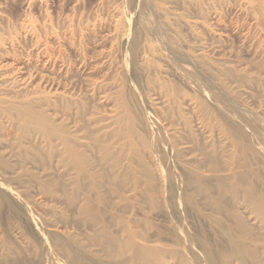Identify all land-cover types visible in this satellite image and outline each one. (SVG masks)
<instances>
[{
  "label": "bare ground",
  "instance_id": "bare-ground-1",
  "mask_svg": "<svg viewBox=\"0 0 264 264\" xmlns=\"http://www.w3.org/2000/svg\"><path fill=\"white\" fill-rule=\"evenodd\" d=\"M134 1L154 4L153 0ZM163 1L157 0L159 8ZM188 1L215 9L220 0ZM244 1L253 23L264 27V0ZM135 9L127 34L120 39L124 74L133 73L132 58H139L134 50L144 39L145 54L155 52L153 35L159 36L176 67L172 76L158 67L149 70L145 64L141 68L147 73L146 86L158 91L154 99L165 103L151 109L148 119L138 121L122 90L110 98V114L96 119V109L88 98L98 88L94 83L93 87L85 84L81 97L59 88L55 96L38 91L0 93V123L13 128L16 137L6 140L0 136V193L4 195L0 194V200L15 198L28 205L27 211L16 209L7 214L17 226L13 231L24 239L20 241L18 236L13 242L0 234V264H44L46 259L49 264H247L248 258L254 264L264 262L263 135L248 130L251 134L246 139L247 131L236 116L218 118L208 101L200 98L185 109L199 125L201 141L192 145L176 142L189 122L182 106L184 71L189 70L197 86L204 81L208 93L230 102L236 93L233 86L240 88L238 81L248 88H264V66L253 72L250 66L228 65L215 57L211 61L201 50L181 54L178 46L168 42L175 38L172 23L178 24L168 10L162 9L160 20L151 8L154 16L137 29L140 9ZM215 62L214 70L208 72ZM249 118L264 132V114L259 116L248 108ZM212 136L220 139L218 147ZM30 180L37 187L29 194ZM128 192L143 196L149 206L166 204L171 217L165 223L167 240L148 238L142 228L145 219L138 213L129 216L114 209ZM109 195L116 200L109 201ZM10 206L12 209L13 204ZM66 206L75 209L74 217L63 215ZM21 218L31 225L18 226ZM198 236L202 243H194Z\"/></svg>",
  "mask_w": 264,
  "mask_h": 264
},
{
  "label": "rangeland",
  "instance_id": "rangeland-1",
  "mask_svg": "<svg viewBox=\"0 0 264 264\" xmlns=\"http://www.w3.org/2000/svg\"><path fill=\"white\" fill-rule=\"evenodd\" d=\"M170 1L164 0L161 8H159L157 0H153V6L148 2V4H137L134 0H0V93L15 95L38 91L39 93H49L51 96H55L57 94L55 90L58 91L59 88V91L64 89L66 93L76 92L75 94L81 97L84 96L85 84L89 83L90 87H93L94 83V85L97 84L98 91H92L94 93L88 98L90 99L89 103L93 104L96 109V119L105 118L110 114L112 109L110 98L118 95L121 90L124 93L125 101H128L129 108L138 121L142 122L148 119V113L151 114L152 112L151 109L153 110L161 105L165 106V103H157L154 99L158 91L146 86L147 73L141 68L145 64L144 68L149 70L158 67L161 72H166L167 76H172L175 75L176 67L169 54L160 45L159 36L153 35L151 37L155 39V52L145 54L143 45L147 46V44H144V39V43L140 44L138 50H134L135 58L139 57L137 60L132 58V63L137 66H135L134 71L132 70L134 74L132 72L131 74H124L125 58L122 56L124 54L122 50L124 49L120 39L127 34L126 31L131 25L130 20L131 16L134 15L135 7V10L140 9L138 10L137 29L142 26V23L154 16L152 13L153 8L155 15L160 20L163 16L162 9L169 11V17L174 18L178 24L174 25L172 23L171 28L175 32V38L168 42L173 47L178 46L181 54L201 50L205 55L210 56L211 61H215L212 58L215 57L226 61L228 65L246 67L247 69L250 66L253 72H256L260 65L264 66V27L256 26L253 23L250 15L252 12L244 0H220L215 9L210 5L202 7L200 4H194L188 0ZM155 5L158 6L155 7ZM124 16L128 19V22ZM60 20L64 21L65 24L68 22V24L65 25ZM262 22L264 25V21ZM149 26L151 27V25ZM147 31L151 32L149 29ZM141 37L143 38V36ZM107 39L112 40L108 41ZM102 45L106 48L104 49ZM139 52L143 57L139 56ZM141 52H144L145 55ZM105 53L108 54L107 60L105 58L107 54ZM93 61L94 64H92ZM95 63L98 66H95ZM216 63L218 62L210 63L208 72L214 70L212 65ZM116 64L117 66H115ZM87 68L88 71H86ZM184 73L185 76L180 79L183 80L182 87L186 93L183 96L182 106L189 122L183 125L176 142H186L185 144L192 145L195 141H201V129L190 118V113L185 109L188 106L193 107L194 99L198 100L200 98L208 101L210 109L214 111L218 118H229V115L236 116L241 121L242 127L247 131L245 134L247 135L246 139H248V134H251L248 130L255 133L259 132L264 138V132L250 118L248 119V108L255 111L259 116L264 114L263 86L248 88V84L238 81L240 88L236 89V84L233 86L236 93L235 96H230L229 102L226 99L224 100L222 96L221 100L210 94V92L208 93V87L204 81L199 82L201 85L197 86L189 70L184 71ZM114 75L117 76L113 77ZM137 78H140L139 81ZM123 80L125 81L123 82ZM117 101L120 103L121 99ZM0 136L6 140H16L15 130L3 123L0 126ZM212 142L216 147L221 144L220 139L213 136ZM260 145L264 148V141H260ZM188 151L189 149H186L187 153ZM166 169H169V166ZM34 183L36 185L33 184L32 180L27 182L30 188L29 194L37 187V183L35 181ZM35 198L33 197V200ZM108 198L111 199L109 201L116 200L111 195ZM142 198L143 196L133 197L132 192L125 193L122 200L117 204L114 202L116 204L114 209L129 216L132 215V212L138 213L140 217L145 219L142 228L146 230L148 238L155 237L167 240L169 232L165 228V223L171 217L167 212L166 204L162 202L158 206H149L145 204ZM10 204H13L12 209ZM30 205L32 206V204ZM27 206L19 204L15 198H2V201L0 200V234L3 238L6 237V240L10 239L13 242L17 240L18 236V240L24 239L21 233L16 234L13 231L14 227L17 226L7 217V214H11L10 211L16 209L19 212L27 211ZM129 210H131V213L127 212ZM62 213L65 216L74 217L75 209L66 206ZM18 223L20 227L31 225L24 218L18 220ZM189 231L194 233L193 228H190ZM222 238L224 239L223 236ZM194 243H202L199 236ZM167 259L174 261L173 258ZM49 263L48 259L44 261V264ZM247 264H254V262L248 258ZM258 264H264V262Z\"/></svg>",
  "mask_w": 264,
  "mask_h": 264
}]
</instances>
